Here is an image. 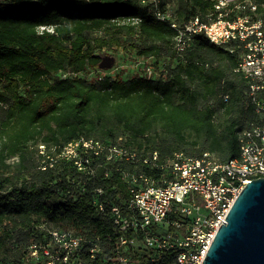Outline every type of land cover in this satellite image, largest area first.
Instances as JSON below:
<instances>
[{"label":"trees","instance_id":"16d2710c","mask_svg":"<svg viewBox=\"0 0 264 264\" xmlns=\"http://www.w3.org/2000/svg\"><path fill=\"white\" fill-rule=\"evenodd\" d=\"M218 1L178 0L170 12L179 24L215 20ZM169 3L160 0L159 9L169 11ZM250 3L255 11L241 15L264 22V0ZM175 37L142 0H0V264H46L50 229L105 248L97 260L81 253L83 264H119L114 248L122 233L110 210L131 197L125 172L159 178L164 171L144 162L155 152L161 163L177 153H209L220 163L240 157V133L264 124L237 71L243 44L218 46L202 34L180 54ZM118 49L152 58L156 76L87 78L104 51ZM81 138L138 158L111 161L102 153L89 172L79 170L58 153Z\"/></svg>","mask_w":264,"mask_h":264},{"label":"built area","instance_id":"2783aa9c","mask_svg":"<svg viewBox=\"0 0 264 264\" xmlns=\"http://www.w3.org/2000/svg\"><path fill=\"white\" fill-rule=\"evenodd\" d=\"M142 2L152 4L156 18L168 22L176 31L175 48L180 54L195 36L202 34L218 46L243 44L245 50L237 71L248 80L247 96L264 121V22L254 21L249 13H240L247 7L250 12L255 11L254 5L247 0H219L217 19L209 17L203 21L202 17H195L179 24L172 12L159 9L160 0ZM137 59L142 71L138 75L154 78L157 73L153 59ZM99 72V81L108 76ZM239 142L240 157L227 163L218 162L209 153L199 158L177 153L170 161L161 163L155 152L144 162L164 171L159 178L144 172L123 174L131 186V197L124 207L110 210L122 233L114 248L119 264H203L236 198L253 179L264 178V124L244 129ZM102 153L111 161L138 158L136 152L127 148L105 146L85 138L66 145L58 157L89 172L93 156ZM98 192L102 194V190ZM98 205L102 212L107 210L104 203ZM49 235V243L42 248L46 264H70L73 258L77 259L75 264H83L81 253L97 260L105 250L98 242L72 232L50 229ZM30 249L31 256L40 259V246L32 245ZM135 254L143 255V262L136 260Z\"/></svg>","mask_w":264,"mask_h":264},{"label":"water","instance_id":"95a60500","mask_svg":"<svg viewBox=\"0 0 264 264\" xmlns=\"http://www.w3.org/2000/svg\"><path fill=\"white\" fill-rule=\"evenodd\" d=\"M223 223L203 264H264V178L245 186Z\"/></svg>","mask_w":264,"mask_h":264},{"label":"rangeland","instance_id":"374dc122","mask_svg":"<svg viewBox=\"0 0 264 264\" xmlns=\"http://www.w3.org/2000/svg\"><path fill=\"white\" fill-rule=\"evenodd\" d=\"M247 1L250 2V0ZM177 7L178 0H170V3L168 4L169 11L173 12L177 9ZM137 58L138 57L134 51L126 49L104 51V61L97 70H100L99 74H103V76L108 74L113 75V77L118 76L123 79H129L138 76V74H142L140 69L141 66H138L139 64H137ZM90 70L87 72L86 76L90 80L95 81L98 74H96L97 72H92ZM6 252L7 257L8 259H11V262L18 258V254L12 246Z\"/></svg>","mask_w":264,"mask_h":264}]
</instances>
